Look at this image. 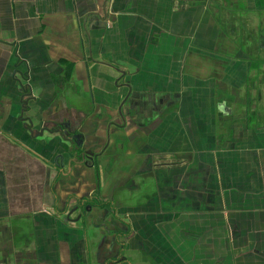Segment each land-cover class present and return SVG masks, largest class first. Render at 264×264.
<instances>
[{"label":"crops","instance_id":"obj_1","mask_svg":"<svg viewBox=\"0 0 264 264\" xmlns=\"http://www.w3.org/2000/svg\"><path fill=\"white\" fill-rule=\"evenodd\" d=\"M237 2L0 0V264L93 263L60 177L105 218L142 195L121 264H264V0Z\"/></svg>","mask_w":264,"mask_h":264},{"label":"rangeland","instance_id":"obj_2","mask_svg":"<svg viewBox=\"0 0 264 264\" xmlns=\"http://www.w3.org/2000/svg\"><path fill=\"white\" fill-rule=\"evenodd\" d=\"M237 1H238L237 4L239 6L241 3V0H237ZM234 16H236L239 19H243L244 14L243 13L240 14V12L238 11ZM241 27L242 25L239 26V23L237 22L232 23V28H236L237 34L239 33V29L243 28ZM253 33L256 35L254 30H253ZM246 46L249 47V49L251 50L250 52H253L254 50V55H255V52H257L258 50L262 48V46L258 44L257 46L254 45L253 42L247 43ZM252 57H253V53H252ZM253 59L255 60L256 58L253 57ZM104 161H106V159H104ZM52 162H53V156L49 158L48 164L51 165ZM116 163H117V160H116ZM101 166L103 167V170L99 174L97 173V180L96 178H93V183H94V180L95 182H101V181L104 182L105 188L106 189L108 188L107 190H109V193H111L112 185H110L111 184L110 181H112L113 178H110V175L115 177V175L117 174L116 168L114 170H111L110 169L111 165H109L107 161L103 162ZM59 179H60L59 180L60 183L56 191H58V195H59V192L61 191L60 196H58V201L59 199L61 200L59 201V203L55 205L56 210L51 209L50 212L54 216H56L61 222V224L65 227L75 226L77 224L79 225L80 229H86V234L88 235V238L90 239L91 247L93 248L91 251V257H90V259H92V262H93L91 264H97L94 248L98 246L102 240H103L102 243L104 247L103 249L100 250V253L102 254L104 253L105 257L106 255H109V257L110 256L114 257V258H110V260L114 259L112 264H119V263L121 264L123 260H126V258L128 257L132 258L133 256L129 254L130 252L128 253L127 250L123 249V247L121 246V243L123 242L125 238L124 237L125 232L127 233V231L125 230L128 229L127 221L123 217L120 218L119 216H116V214H117V208L119 206L125 205L126 207V206H132V205L139 204L140 203L139 198L140 197L142 198V195H138L137 193L129 191V190H121L119 192L120 194L115 198L116 201H113L111 203L114 207L112 208V212H110V216L108 218H105L101 210L93 208V206L96 207V206L102 205L104 201H101L96 198L93 201L82 202L79 199V197L78 198L74 197V195L77 192L74 186H73V189L71 188L72 190L65 189L66 186L67 187L69 186L67 185L69 178L65 179V178L60 177ZM108 184H109V187H108ZM147 184L148 183L146 182L145 188ZM97 193L100 194V192H97ZM78 216H79L77 220L78 223L70 222L73 219H77ZM80 225L83 228H81ZM104 229H110L109 231L110 233L108 234ZM7 238L4 236V241ZM112 246H113V250L107 251V247L111 248Z\"/></svg>","mask_w":264,"mask_h":264},{"label":"water","instance_id":"obj_3","mask_svg":"<svg viewBox=\"0 0 264 264\" xmlns=\"http://www.w3.org/2000/svg\"><path fill=\"white\" fill-rule=\"evenodd\" d=\"M66 126L69 128V124L68 123H66ZM66 134L68 135L69 133H66ZM71 139H72V141H73V139L75 140V144L77 145V147H80L82 145L83 139H82V135L81 134L75 133L74 135L71 136ZM84 154H86L88 156H92L91 152L85 151L84 153L81 154L82 160L85 157ZM78 218H79V216L77 217V219Z\"/></svg>","mask_w":264,"mask_h":264},{"label":"flooded vegetation","instance_id":"obj_4","mask_svg":"<svg viewBox=\"0 0 264 264\" xmlns=\"http://www.w3.org/2000/svg\"><path fill=\"white\" fill-rule=\"evenodd\" d=\"M69 131L72 132V133H71V136L75 134V133H73V130H72V129H69ZM82 139H83V136H82ZM71 140H72V139H71ZM73 141L75 142L74 139H73ZM80 148H81V147H80ZM85 151H87V150H85L84 148H81V151L79 152V155L81 156V154L84 153ZM84 155H85V154H84ZM75 209H76V208H75Z\"/></svg>","mask_w":264,"mask_h":264}]
</instances>
